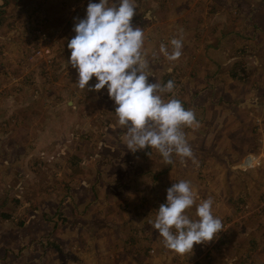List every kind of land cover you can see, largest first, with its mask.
Wrapping results in <instances>:
<instances>
[{
  "label": "rangeland",
  "instance_id": "374dc122",
  "mask_svg": "<svg viewBox=\"0 0 264 264\" xmlns=\"http://www.w3.org/2000/svg\"><path fill=\"white\" fill-rule=\"evenodd\" d=\"M90 2L100 0H0V264H264V43L241 44L264 32V0H174L166 8L136 0L143 58L165 65L160 73L148 67V82L173 80L174 97L162 98L180 100L198 122L182 127L195 160L173 155L171 165L155 149H127L107 86L87 92L76 84L67 43ZM198 6L203 21L231 9L263 18L227 48V34L209 37L223 28L205 34L191 17L180 23ZM159 21L182 25L189 49L196 37L203 51L210 46L200 71L159 53L173 39L159 37ZM251 153L261 165L243 168ZM180 180L197 203L213 200L223 224L213 242L183 256L150 225ZM187 211L196 218L195 206Z\"/></svg>",
  "mask_w": 264,
  "mask_h": 264
},
{
  "label": "clouds",
  "instance_id": "9594fccd",
  "mask_svg": "<svg viewBox=\"0 0 264 264\" xmlns=\"http://www.w3.org/2000/svg\"><path fill=\"white\" fill-rule=\"evenodd\" d=\"M139 7L136 0H100L90 2L86 17L78 19L67 47L71 51L72 68L78 73L77 85L87 92L107 93L115 102L119 125L126 129V147L135 153L146 148L155 149L166 164L174 163L173 155L195 160L182 127L198 122L193 111L186 110L176 98L165 101V93H173L175 83L148 82V62L143 58L144 30L133 27L132 20ZM165 44L159 53L175 62L182 56L183 36ZM97 82L90 86L89 82ZM213 200L209 197L196 202L191 183L180 180L167 189L166 203H162L150 225L158 230L164 246L183 256L193 253L194 245L213 242L223 231L220 218L214 216ZM195 206L193 219L188 215Z\"/></svg>",
  "mask_w": 264,
  "mask_h": 264
},
{
  "label": "crops",
  "instance_id": "0c3cea01",
  "mask_svg": "<svg viewBox=\"0 0 264 264\" xmlns=\"http://www.w3.org/2000/svg\"><path fill=\"white\" fill-rule=\"evenodd\" d=\"M151 1V0H149ZM155 3H162L163 8H166L167 6L164 4H168L169 2L171 4H173L174 0H152ZM216 4L218 5H222V3L216 2ZM236 4V3H235ZM241 5V3H238ZM227 5H229L231 7V5L228 3L227 0ZM160 7V6H159ZM242 7V6H241ZM212 9V7H211ZM230 9V8H229ZM199 10H203L201 6H198L194 9L193 15L188 16V18L182 20V25L183 22H185L186 20H188L190 17L193 18L195 20V23H197V26L202 29L205 34H207L210 30L212 31V29H214L215 27L217 28V31L220 32V29L223 28V33H217V32H213V34L211 36H209L210 38H212L213 41H216L217 37L223 36V34H227L225 38H223L224 42L228 47H232L234 45H236L237 43L240 42V39L244 36V34H246L248 32V29L246 28L247 24H255V27L260 25V22H262V18L263 16L258 13V14H254V17L252 14H250L249 16H247L246 14L242 13V9L241 11H239L238 9L233 11V9L230 10V12L227 11V17H224L223 14L220 13V11H216L212 14V13H208L207 15H205V20H198L196 18H200L199 16ZM159 8L156 9V15H158L161 18V22H163L165 20V16L164 13L161 11L160 13H158ZM252 12V11H251ZM202 17V16H201ZM249 18L251 19V22H248L246 19ZM160 21L157 23L156 28L158 29V32L161 31L159 33V37L161 36H169L170 34L173 35L172 38H179L181 35H183L182 31L180 30L181 26H179L178 28H173L171 26L173 25H164L163 23H160ZM209 21H211V23H209ZM178 24V23H176ZM175 25V24H174ZM247 30V31H245ZM157 32V34H158ZM198 32H201L200 30ZM247 36V35H246ZM158 36L153 37V39H157L160 40ZM221 39V38H220ZM152 40V39H151ZM255 42L256 43V47L259 48V44L264 43V32H262L260 35H257V39L254 40H246V41H242L241 44L246 43L245 48H248V44L247 43H251V42ZM196 45H193L191 47V49H189L187 47V45L184 42L183 39V49H182V56L179 58V60H177L176 62L183 65L186 68H191V70L193 69V73H196L197 71H200V69L202 68V66L204 65L203 63L200 62V59H202V55L205 57V61L208 62L209 57H206L205 52H209L210 50V46L208 47L207 51H203V43L200 42V39L198 37H196ZM222 42H219V45L223 44ZM153 45V44H152ZM212 48V47H211ZM169 49H171V45L169 43ZM152 51V49H151ZM199 51V52H196ZM67 53V52H66ZM69 55L66 56V59L69 60L70 56H71V51L68 52ZM196 56V63L192 64L190 63V60L192 57ZM211 62V61H209ZM190 63V64H189ZM149 67L152 69V71H156L158 73H160V68L165 67V65L161 64V63H150ZM200 72H199V76H200ZM243 166L246 167V165L244 163H242ZM64 264V263H61Z\"/></svg>",
  "mask_w": 264,
  "mask_h": 264
},
{
  "label": "built area",
  "instance_id": "2783aa9c",
  "mask_svg": "<svg viewBox=\"0 0 264 264\" xmlns=\"http://www.w3.org/2000/svg\"><path fill=\"white\" fill-rule=\"evenodd\" d=\"M42 50H43V48L39 49V52H42ZM242 163H244L246 165V167H245L241 164L243 168L256 167V166L261 165L262 157L255 155L254 153H251V154L246 155L243 158Z\"/></svg>",
  "mask_w": 264,
  "mask_h": 264
},
{
  "label": "trees",
  "instance_id": "16d2710c",
  "mask_svg": "<svg viewBox=\"0 0 264 264\" xmlns=\"http://www.w3.org/2000/svg\"><path fill=\"white\" fill-rule=\"evenodd\" d=\"M54 246L56 247V245L54 244ZM58 247V246H57Z\"/></svg>",
  "mask_w": 264,
  "mask_h": 264
}]
</instances>
